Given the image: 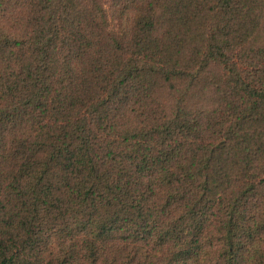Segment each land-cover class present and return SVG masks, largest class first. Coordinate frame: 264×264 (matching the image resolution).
<instances>
[{
	"label": "trees",
	"instance_id": "16d2710c",
	"mask_svg": "<svg viewBox=\"0 0 264 264\" xmlns=\"http://www.w3.org/2000/svg\"><path fill=\"white\" fill-rule=\"evenodd\" d=\"M0 264H264V0H0Z\"/></svg>",
	"mask_w": 264,
	"mask_h": 264
}]
</instances>
